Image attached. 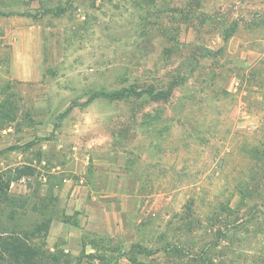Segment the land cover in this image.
Listing matches in <instances>:
<instances>
[{"label":"rangeland","instance_id":"374dc122","mask_svg":"<svg viewBox=\"0 0 264 264\" xmlns=\"http://www.w3.org/2000/svg\"><path fill=\"white\" fill-rule=\"evenodd\" d=\"M263 39L264 0H0V173L36 170L0 232L54 264H264ZM90 178L99 232L44 235Z\"/></svg>","mask_w":264,"mask_h":264},{"label":"trees","instance_id":"16d2710c","mask_svg":"<svg viewBox=\"0 0 264 264\" xmlns=\"http://www.w3.org/2000/svg\"><path fill=\"white\" fill-rule=\"evenodd\" d=\"M65 13V10H60L57 15H62ZM172 89L168 92H155L154 89H148L147 91L137 92L136 94H132V92L124 93V90L120 92L114 93H106L104 91L93 92L90 100L94 101L99 98L104 99H116L120 100L124 97H131L132 95H136L138 98L146 96L152 100H167L172 95ZM36 174V170L32 166H23L17 167L13 172H5L3 174L0 173V182L2 185L0 186V197L10 195V187L13 182L19 181L23 178L33 177ZM10 175L14 177L11 178ZM9 177V178H8ZM18 200L19 197H17ZM45 212L49 211V213H53V209L49 206L48 203L44 205ZM65 221H68L64 219ZM52 219L49 218L47 220L46 229H44V235L50 232ZM35 232L40 233V231L36 230ZM43 236V235H42ZM86 235L83 237V247L91 245L94 249L98 248V242H89L86 241ZM34 236L30 235L28 232L16 231L13 230L11 232H0V264H54L57 262L55 257L48 256L47 252L43 250L41 245H38L33 241ZM50 260V261H49ZM52 261V262H51Z\"/></svg>","mask_w":264,"mask_h":264},{"label":"crops","instance_id":"0c3cea01","mask_svg":"<svg viewBox=\"0 0 264 264\" xmlns=\"http://www.w3.org/2000/svg\"><path fill=\"white\" fill-rule=\"evenodd\" d=\"M112 177V174H110V181L114 179V177ZM42 179L43 178H41V180ZM42 181L44 182L46 180L43 179ZM80 183H83V181H80ZM65 192H68L65 200L68 201L67 207L69 209H67L68 211L66 213H61V219L59 217L57 220V217L53 219L51 225L54 224L55 221H59V224L62 225V229L65 225H70V227L74 228L75 232H99L97 226L107 220L106 215H108V211L102 208L103 205L99 202V198L103 197L104 193L109 192L98 188V185L94 184L92 178L83 185H75L71 180L67 181ZM69 213L76 214V220L74 221L76 224H72V222L69 221ZM79 242L78 245L82 243V239L79 240Z\"/></svg>","mask_w":264,"mask_h":264},{"label":"built area","instance_id":"2783aa9c","mask_svg":"<svg viewBox=\"0 0 264 264\" xmlns=\"http://www.w3.org/2000/svg\"><path fill=\"white\" fill-rule=\"evenodd\" d=\"M262 46H263V49H264V39L262 40Z\"/></svg>","mask_w":264,"mask_h":264}]
</instances>
